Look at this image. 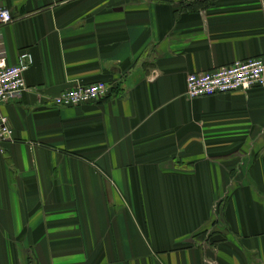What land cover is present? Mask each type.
Returning a JSON list of instances; mask_svg holds the SVG:
<instances>
[{
  "label": "crops",
  "instance_id": "0c3cea01",
  "mask_svg": "<svg viewBox=\"0 0 264 264\" xmlns=\"http://www.w3.org/2000/svg\"><path fill=\"white\" fill-rule=\"evenodd\" d=\"M1 8L0 61L34 62L2 107L0 264H264V86L186 95L191 73L264 60V0Z\"/></svg>",
  "mask_w": 264,
  "mask_h": 264
},
{
  "label": "built area",
  "instance_id": "2783aa9c",
  "mask_svg": "<svg viewBox=\"0 0 264 264\" xmlns=\"http://www.w3.org/2000/svg\"><path fill=\"white\" fill-rule=\"evenodd\" d=\"M13 20L10 10L0 9V35L2 28ZM32 59L33 56L29 51H22L14 65L0 61V144L13 138L14 132L10 118L4 114L2 107L9 99L21 94L27 88L24 73L34 62ZM186 81V95L190 99L249 90L256 85L264 86V60L249 58L235 61L213 70L191 73ZM73 85L64 90L58 98L61 106L69 107L99 101L110 92L109 86L102 81Z\"/></svg>",
  "mask_w": 264,
  "mask_h": 264
},
{
  "label": "trees",
  "instance_id": "16d2710c",
  "mask_svg": "<svg viewBox=\"0 0 264 264\" xmlns=\"http://www.w3.org/2000/svg\"><path fill=\"white\" fill-rule=\"evenodd\" d=\"M104 97V96H103Z\"/></svg>",
  "mask_w": 264,
  "mask_h": 264
}]
</instances>
